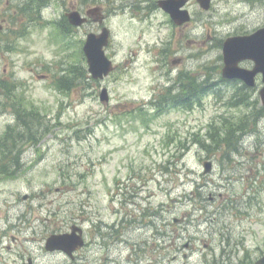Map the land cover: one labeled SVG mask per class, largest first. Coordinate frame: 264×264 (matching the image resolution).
Returning <instances> with one entry per match:
<instances>
[{"label":"rangeland","instance_id":"1","mask_svg":"<svg viewBox=\"0 0 264 264\" xmlns=\"http://www.w3.org/2000/svg\"><path fill=\"white\" fill-rule=\"evenodd\" d=\"M48 1L39 24L19 8L25 0H0V136L25 135L21 146L14 142L21 152L13 159L0 143L2 264H21L24 253L35 264H72L45 245L65 220L81 225L82 215L89 264H254L264 254L261 81L224 101L206 96L193 111L158 112L151 100L164 86L221 77L223 40L263 26L264 1L213 0L204 11L192 0L193 23L177 33L152 0ZM93 8H102L94 20L113 33L107 54L117 68L103 81L91 78L81 55L99 21L72 35L56 27L67 13ZM74 67L71 84L64 77ZM103 88L108 103L100 100ZM248 120L258 130L242 133ZM209 131L220 134L214 143L241 135L240 153L202 145ZM206 160L214 163L209 174ZM5 164L15 170L6 174ZM99 224L114 240L107 239L109 251L105 237L95 244Z\"/></svg>","mask_w":264,"mask_h":264},{"label":"water","instance_id":"2","mask_svg":"<svg viewBox=\"0 0 264 264\" xmlns=\"http://www.w3.org/2000/svg\"><path fill=\"white\" fill-rule=\"evenodd\" d=\"M205 9L209 8L210 0H200ZM160 5L168 11L173 19L178 23H183L190 19V15L186 10H180L178 5L173 1H161ZM70 21L75 25H82L85 19L80 16L79 12H74L69 15ZM4 26L0 23V31ZM108 30H104L101 34H90L85 45V52L88 57L90 71L94 78H103L108 75L113 69L112 62L105 55L103 47L108 43ZM224 57L226 67L224 75L229 78H242L249 85H254V77L257 73L263 74L264 80V28L259 29L252 35H242L228 38L224 47ZM244 59H251L255 62L253 70L241 68L239 62ZM264 104V87L260 91ZM102 100H108L107 90L105 89L101 95ZM206 173L212 170V162H205ZM72 236V237H71ZM73 241L82 244L81 239L76 235H53L48 239L47 249L55 250L62 249L71 254L76 246ZM264 264V257L257 263Z\"/></svg>","mask_w":264,"mask_h":264},{"label":"trees","instance_id":"3","mask_svg":"<svg viewBox=\"0 0 264 264\" xmlns=\"http://www.w3.org/2000/svg\"><path fill=\"white\" fill-rule=\"evenodd\" d=\"M74 70H72L71 73ZM64 79L66 81H69V77L68 76H65ZM73 82H74V77L71 76V84H73ZM29 118L30 117H29L28 113L26 111H23L22 112V117L20 118V120L23 123H26V124L29 125V122H28ZM251 123H253V122H251L250 120H248L247 124H244L243 125L242 131L244 132V131L250 129ZM34 125L36 126V128H39V124L36 123ZM10 128L13 129V127H9L8 129H10ZM31 128H33V127H31ZM226 130H227V132L224 133L223 135L226 136V137H228V138H230V135L229 134L232 133V129L230 127L226 126ZM28 131H29V129H28ZM32 135H34V134H32ZM215 136H218V135H215ZM215 136L207 135L206 138H203L205 140L202 139V143H203L202 145L210 148L211 151H214V146L215 145L224 146L225 148H228L227 149L228 151H232V150L237 151L238 150L236 148V146H235V142H236L235 138L232 139L229 143H226L224 141H219L218 143H214V141L212 140V137H215ZM31 137H36V136H31ZM24 138H25V136H22V135H19L17 137H13L11 135H8V137H4V138H1V136H0V143H2V145L6 149V151L4 152L5 155H6V157H8V158L10 157V159H13V156H18L20 154V151L17 149V147L14 144V142H16L18 144H21L23 142V139ZM10 139H12L13 141L10 140ZM208 141L210 142L209 144H208ZM12 145H13V147H10ZM0 155L3 156L2 150H0ZM14 170H15L14 168H8V166L5 164V170H4V172L6 174H9V172H12Z\"/></svg>","mask_w":264,"mask_h":264},{"label":"flooded vegetation","instance_id":"4","mask_svg":"<svg viewBox=\"0 0 264 264\" xmlns=\"http://www.w3.org/2000/svg\"><path fill=\"white\" fill-rule=\"evenodd\" d=\"M84 221L85 220L82 219L81 223H84ZM76 222H77L76 220H74V221H66L65 220L66 224H63V226L61 227V230L54 231V233H56V232H58V233H62L63 232L64 233L65 230H68L69 228L71 229V227L73 228L74 224H76ZM82 236L85 239V245L81 249V252H80L81 254L79 256V259H80V261L83 264H89V257H88V253H87V247L89 245V240H87L88 239V233H87L86 229H84V232H82ZM96 239H94V241H98V242L100 241V234L97 233V238ZM1 241H2V239H1V236H0V251H1V243H2ZM8 248H11V247L9 246ZM78 254H79V252H78ZM77 255H75V257L73 259H71V263L72 264H74V263H76L78 261ZM21 258H22L21 264H26V262H28V261H29V263L35 264V259L32 256L28 255V254H26V255H25V253L22 254ZM0 262H1V256H0Z\"/></svg>","mask_w":264,"mask_h":264}]
</instances>
